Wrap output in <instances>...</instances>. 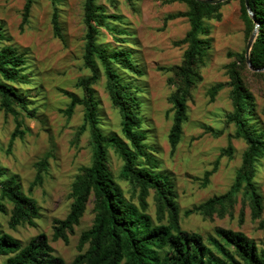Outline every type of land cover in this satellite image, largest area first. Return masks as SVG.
<instances>
[{
    "label": "trees",
    "instance_id": "trees-1",
    "mask_svg": "<svg viewBox=\"0 0 264 264\" xmlns=\"http://www.w3.org/2000/svg\"><path fill=\"white\" fill-rule=\"evenodd\" d=\"M114 3L115 0H109ZM132 4L134 0H125ZM239 1L241 19L245 25L248 39L253 33L256 22L249 15L245 0ZM183 3L186 11L170 15V19L185 17L190 29L185 37L175 46H186L181 64L168 70L173 72L169 84L174 87L169 97L172 105L173 124L168 140L171 154L180 144L184 125L188 121V104L193 100V93L201 79L200 71L206 65L208 51L211 48V28L208 21L222 19L220 4H208L201 0H168V3ZM35 0H26L22 11L21 30L31 22ZM249 6L259 21L258 35L250 52L253 68H264V0H249ZM105 6L97 0H86L84 4V24L86 27L84 64L92 69L93 75L83 78L79 87L83 88V97L69 92L65 94L70 103L62 112L72 117L77 106L85 109L84 123L77 138L87 130L91 136L92 163L80 168L71 185L69 194L72 199L70 211L65 219L53 222V241L69 242L92 201L94 220L92 226L81 233L78 241L79 254L72 264H264V249H260L255 240L243 232L217 228L215 235L205 237L198 232H189L182 228L180 208L177 203L175 182L170 176L160 171V161L153 147V135L146 129L142 101L138 92L142 88L134 81L125 80L122 72L141 76L133 59V54L125 49H118V44L108 45L100 40L101 28L110 33H121L111 27ZM52 24L56 37L62 38V28L58 10L55 7ZM0 27V108L6 115L15 118L16 127L9 141V152L17 139H23L24 116H35V110L29 108V96L21 93V86L29 81V57L16 46H2L6 37ZM115 34L114 41L123 42ZM101 42V43H100ZM120 46V45H118ZM234 60L227 65L231 87L230 99L233 110L226 115L227 126L234 125V138L246 144L242 164L234 182L227 192L215 195L205 202L185 212L186 216L196 214L205 220L215 216L233 217L238 203L244 208L248 205L254 219L261 217L264 209V197L256 181L259 167L264 159V130L258 128L257 104L254 92L248 82V75L264 78L263 73H254L248 69L245 50L230 53ZM97 61L104 68L106 88L114 108L121 116V131L127 143L115 136H107L102 127L98 102L92 85L99 79ZM224 84H217L209 90L211 100L223 89ZM206 131L220 137L223 130L215 131L207 127ZM113 149L122 159L123 165L118 177L109 165V150ZM234 148L230 143L222 149L214 162V167L205 172L201 186L207 187L212 176L217 172L220 159L233 157ZM49 165L48 157L36 164L37 173L30 183L27 193L18 179L7 176V171L0 168V213L9 215V226H38L41 207L33 192L44 183V174ZM122 182L130 185V197H127ZM153 194L156 204V219L149 213L148 198ZM8 205L10 208H8ZM0 264H66L64 259L55 255V250L45 234L32 239L27 245L0 229Z\"/></svg>",
    "mask_w": 264,
    "mask_h": 264
},
{
    "label": "rangeland",
    "instance_id": "rangeland-1",
    "mask_svg": "<svg viewBox=\"0 0 264 264\" xmlns=\"http://www.w3.org/2000/svg\"><path fill=\"white\" fill-rule=\"evenodd\" d=\"M86 0H35L31 22L21 30L22 11L26 0H0V27L6 37L1 45H13L28 53L29 81L22 85L21 93L29 96V108L35 110V116H24L25 136L17 139L9 152V141L16 127L15 118L6 115L0 108V168L7 171V176L18 179L27 193L34 180L36 164L48 157L49 165L44 174V183L33 192L41 207L38 226H9V215L0 213V229L27 245L35 237L45 234L55 250V255L72 264L79 254L78 241L83 231L88 230L94 220L93 204L89 203L80 224L75 227L69 242L53 241V222L65 219L70 211L72 199L69 194L76 175L83 166L92 163V144L89 131L80 138L77 133L84 123L85 109L77 106L72 117H67L65 110L70 98L69 92L83 97V88L79 82L93 75L84 64L86 27L84 24V4ZM229 1L222 7L220 21H208L211 28V48L205 67L200 71L193 100L188 104V121L184 125L182 140L174 154L168 140L173 124L172 105L169 97L174 87L169 84L173 72L168 69L181 64L186 46H175L190 29L187 18L170 19V15L186 11V5L168 0H134L132 4L125 0H97L105 6L109 15H116L119 20L110 19L111 27L121 33H110L101 28L100 40L108 45L114 43L118 49L131 52L141 76L122 73L125 80L134 81L143 92H138L142 109L146 114V129L153 135V147L160 161V171L175 182L177 203L180 208L181 226L189 232H198L205 239L215 235V229L225 228L243 232L264 249V209L260 218L254 219L252 210L247 205L243 215L242 204L238 203L233 217H214L205 220L202 216L185 212L215 195L224 194L234 182L242 164L246 144L234 138L235 126L226 124L227 113L233 110L230 99L231 87L227 75V65L234 59L230 53L246 50L249 38H246L245 25L241 19L239 1ZM226 2V1H225ZM57 8L62 28V38L56 37L52 24L54 8ZM123 42H116L113 35ZM101 43V42H100ZM98 82L92 85L102 122L107 136L118 137L127 143L121 131V116L114 108L106 88L104 68L97 61ZM248 69L252 71L249 67ZM263 73V72H254ZM248 82L254 92L257 104L258 128L264 130V78L248 75ZM217 84H224L223 89L211 100L209 90ZM207 127L215 131L223 130L220 137L206 131ZM232 144L233 157L220 159L217 172L212 176L207 187H202L206 171L214 167L222 149ZM256 181L264 197V159L261 162ZM109 165L118 177L123 165L122 159L113 149L109 150ZM127 197H130V185L122 182ZM149 213L156 219V204L153 194L148 198ZM8 208L10 206L8 205ZM4 258L0 257V262Z\"/></svg>",
    "mask_w": 264,
    "mask_h": 264
},
{
    "label": "water",
    "instance_id": "water-1",
    "mask_svg": "<svg viewBox=\"0 0 264 264\" xmlns=\"http://www.w3.org/2000/svg\"><path fill=\"white\" fill-rule=\"evenodd\" d=\"M205 3H208V4H220L222 2H225L227 0H201ZM245 4H246V8L248 10V13L249 15L252 17V19L256 22V27L253 31V33L251 34L249 40H248V43H247V46H246V50H245V54H246V63L248 65V67L254 71V72H264V68L262 69H255L253 68L252 64H251V60H250V52H251V49L253 47V44L257 38V35H258V28H259V21L256 20L250 6H249V0H245Z\"/></svg>",
    "mask_w": 264,
    "mask_h": 264
}]
</instances>
